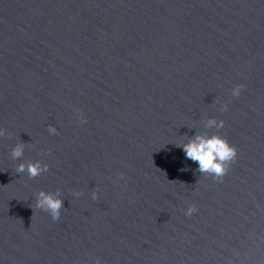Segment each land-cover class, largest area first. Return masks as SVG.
I'll return each mask as SVG.
<instances>
[{"label": "water", "instance_id": "95a60500", "mask_svg": "<svg viewBox=\"0 0 264 264\" xmlns=\"http://www.w3.org/2000/svg\"><path fill=\"white\" fill-rule=\"evenodd\" d=\"M0 130V264H264V0H0Z\"/></svg>", "mask_w": 264, "mask_h": 264}, {"label": "clouds", "instance_id": "9594fccd", "mask_svg": "<svg viewBox=\"0 0 264 264\" xmlns=\"http://www.w3.org/2000/svg\"><path fill=\"white\" fill-rule=\"evenodd\" d=\"M240 88L241 86L234 88L233 95L238 96ZM224 110H227L226 106ZM208 123L209 126L215 125L217 127H223V121L217 123L215 120H210ZM48 130L51 133L56 132V129L53 126H49ZM3 134V131L0 130V135ZM181 147L187 159L198 163V171L210 174L214 179L221 181L227 172L228 163H234L237 156L235 148L231 147L225 139L215 135L212 137L197 135L187 144L181 145ZM22 154V146H16L13 148V159L19 158ZM16 171L19 173L25 172V165L20 164ZM46 171H48L47 165L42 167L38 161L27 165V174L29 178L40 176L41 173ZM62 207L63 201L61 199L51 193H46L44 191L39 192L36 201V208L49 213L53 221L59 220ZM194 211H196L194 206L189 207L187 215L190 216Z\"/></svg>", "mask_w": 264, "mask_h": 264}]
</instances>
